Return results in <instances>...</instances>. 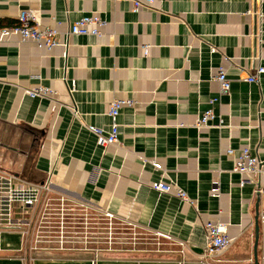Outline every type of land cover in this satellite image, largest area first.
Returning a JSON list of instances; mask_svg holds the SVG:
<instances>
[{
	"label": "crops",
	"instance_id": "obj_1",
	"mask_svg": "<svg viewBox=\"0 0 264 264\" xmlns=\"http://www.w3.org/2000/svg\"><path fill=\"white\" fill-rule=\"evenodd\" d=\"M133 8V0H0V28L29 9L63 32L86 14L107 22L102 35H72L52 50L17 36L0 40V168L24 183L50 178L52 196L155 236L129 253L43 250L29 239V264H255L258 216L264 264V175L243 183L249 178L233 170L228 153L249 147L264 169V73L247 80L264 66V0ZM221 67L229 93L215 78ZM41 85L55 94L27 93ZM116 99L135 104L121 109L120 144L102 146L90 127L109 132ZM209 109L216 119L197 125ZM159 180L195 204L175 186L155 190ZM209 220L225 223L233 239L211 256ZM27 241L22 230L0 227V264H27Z\"/></svg>",
	"mask_w": 264,
	"mask_h": 264
},
{
	"label": "built area",
	"instance_id": "obj_2",
	"mask_svg": "<svg viewBox=\"0 0 264 264\" xmlns=\"http://www.w3.org/2000/svg\"><path fill=\"white\" fill-rule=\"evenodd\" d=\"M153 0H133V10L139 11L143 5H150ZM106 20L99 14H86L74 21L65 32L61 31L56 26H49L42 23L39 12L29 9L22 11L17 23L11 26H2L0 28V40L3 41L11 36H17L21 41H32L41 49L52 50L53 48L64 45L68 46L69 39L72 35H102L103 28L106 26ZM65 34V42L61 41V35ZM215 51V49H212ZM148 48H145V53ZM264 73V66H259L252 76L247 78L250 82H259L260 76ZM220 83L222 93H229L231 88V79L228 77L227 71L224 67L219 68L218 74L215 76ZM27 93L33 97H49L55 94V91L46 86H38L37 88L28 89ZM216 99H212L215 102ZM135 102L129 99H116L109 108V115L112 119L111 127L108 133L103 129L97 127H90V129L98 136L99 144L102 146L117 145L119 141V127L118 121L121 109L124 106H134ZM216 119L213 109H209L200 116L197 125L202 126L208 122ZM222 122V121H220ZM228 153L235 155V164L233 170L249 179H244L243 183L248 180H254L259 175H264L262 168V160L259 156L254 155L249 147H243L236 152L233 148L228 149ZM152 164L160 169L161 165L156 160H151ZM176 187L177 195L184 201L194 203L188 196L187 192L182 188L172 184L166 183L163 180L155 181L152 187L160 192H170L173 187ZM45 190L44 196L36 213V217L32 226L30 239L34 240L36 248L43 250H59L71 251L73 248L65 247L64 244L69 242L68 236L65 233L67 227V220L64 212L68 208H63V204H67L69 200L64 197L52 196V181L47 179L43 183H24L10 171L0 168V227L6 229H20L23 235L28 239L30 227L34 218V214L42 194ZM212 192L219 196L220 187L218 182H214ZM259 192L264 190L261 188ZM55 200L60 201L61 208H56L60 215V220L54 224L53 218L55 213ZM70 203V202H69ZM195 204V203H194ZM55 206V207H54ZM86 210H92L86 205ZM107 221L112 222L113 215L106 213L104 215ZM264 217V216H263ZM50 228H57L58 234L56 239L49 236ZM207 234V255H216L226 251L232 244L233 239L228 234V226L220 221H207L205 223ZM44 235H41V233ZM45 243H50L51 247H45ZM56 245L57 247L54 248ZM97 250V249H96Z\"/></svg>",
	"mask_w": 264,
	"mask_h": 264
},
{
	"label": "rangeland",
	"instance_id": "obj_3",
	"mask_svg": "<svg viewBox=\"0 0 264 264\" xmlns=\"http://www.w3.org/2000/svg\"><path fill=\"white\" fill-rule=\"evenodd\" d=\"M12 132L13 129H10L9 133L12 134ZM61 204L60 201L55 200L54 224L60 220L61 214L57 213L56 208H61ZM63 208H68V211H64L67 212L65 214L67 227L64 230L69 238V242L64 246L73 248L68 251L71 253L79 250L96 251V249H113L117 253H129L144 248L155 237L143 228L134 227L119 220L109 222L104 215L92 210L87 211L85 205L68 201L67 204H63ZM49 231V236L56 239L57 228H50ZM41 235L44 233L42 232ZM47 244L50 243H45V247H51ZM54 246V248L57 247Z\"/></svg>",
	"mask_w": 264,
	"mask_h": 264
},
{
	"label": "water",
	"instance_id": "obj_4",
	"mask_svg": "<svg viewBox=\"0 0 264 264\" xmlns=\"http://www.w3.org/2000/svg\"><path fill=\"white\" fill-rule=\"evenodd\" d=\"M44 193H45V190L42 191V194L40 196V199H39V202H38V205H37L35 214H34V218H33V221H32L31 227H30L29 235H28L27 250H26V261H27V264H29V260H28V250H29L30 234H31V230H32V226H33L35 217H36V213L38 211V208L40 206V203L42 201V198L44 196ZM258 243H259V216L257 217V236H256V244H255V264H260L259 256H258V251H257Z\"/></svg>",
	"mask_w": 264,
	"mask_h": 264
}]
</instances>
